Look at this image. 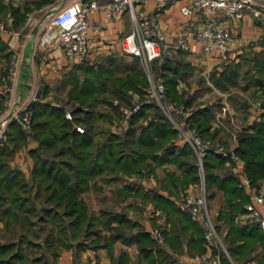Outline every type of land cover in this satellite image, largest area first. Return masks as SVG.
Instances as JSON below:
<instances>
[{"label": "trees", "instance_id": "1", "mask_svg": "<svg viewBox=\"0 0 264 264\" xmlns=\"http://www.w3.org/2000/svg\"><path fill=\"white\" fill-rule=\"evenodd\" d=\"M9 7L13 13L18 10V7L0 0V11ZM133 57L135 62L139 60L138 56ZM227 65L218 74L213 71L211 75L221 88L237 82L238 72ZM118 66V60L85 61L72 65L66 78L71 84L68 94L74 101L70 108L71 118L65 115L64 104L36 100L29 105L32 109L29 124L38 142L29 149L33 160L30 180L22 169L10 163L19 147L27 142V135L18 117L9 121L0 137V203L5 202L6 205L3 212L18 217L21 211L22 219L30 226L33 221L28 217L29 213L36 210L34 197H39L44 190V200L49 205L43 208L46 215L40 217L50 221L56 230L51 228L43 243L46 248H52L49 255H53L55 260L58 255V251L53 249L55 244L67 246L69 238H78L85 223L90 231L84 235L97 233L91 238V247L111 248L116 240L136 244L137 262L140 264H205L182 261L177 256L184 250L189 254L205 250L202 225L179 202L187 187L199 179L197 158L191 145L188 142L177 143L180 137L178 129L154 102L142 103L125 128L115 130L101 125H112L114 116L120 115L121 104H131L130 88L139 93L146 90L148 79L140 65H133L124 73L116 72ZM254 67L256 72L251 81L264 88V54L254 59ZM154 68L156 71L161 68L164 78V103L169 105L176 101L190 105L192 98L180 92L176 84L179 77L184 78L189 73L191 64L182 57L167 58L163 64H155ZM217 106L219 101L199 105L187 115H180L173 109L169 111L177 121L184 119L190 121V125H196L204 138L214 139L220 131L218 126L211 129ZM262 106L254 121L237 131V145L234 147L236 155L244 159L245 173L253 183H259L257 179L264 177V102ZM77 123H83V130L77 128ZM226 158L210 149L203 156L207 191L211 190L209 195L221 190L224 197L217 220H222L227 226L223 235L227 249L235 261L244 264L254 257L252 251L259 245V256L253 264H264V229L255 222H236L237 214L249 201V194L238 185L234 173L229 170L221 173ZM158 166L162 168L163 175L157 178L154 188L148 191L140 182L129 181L118 187V193L122 195L121 200L131 194L139 195L145 201L150 200L153 209H160L168 228L156 221V214L147 217L163 232L171 249L160 244L142 223L146 202L127 204L133 209L134 216L129 215L128 207H101L99 214L88 213L81 193L95 183L98 175L105 172L143 174L154 171ZM34 185L36 191L32 196ZM94 223H100L111 231L101 235L98 230L91 229ZM43 243H37L25 232H21L17 239L0 240V264L43 263L48 257L44 251L33 257L25 251L26 245H37L42 250ZM84 248L83 242L77 241L76 250ZM127 259L128 255L122 249L117 263L122 264ZM224 261L232 264L226 258Z\"/></svg>", "mask_w": 264, "mask_h": 264}, {"label": "crops", "instance_id": "2", "mask_svg": "<svg viewBox=\"0 0 264 264\" xmlns=\"http://www.w3.org/2000/svg\"><path fill=\"white\" fill-rule=\"evenodd\" d=\"M1 1L18 7V10L13 13L9 7L6 11H0V89L3 83H7L8 68L12 56L11 45L13 43L18 47L20 53L17 74L12 80L11 88L7 91L11 95L12 100L9 107L4 102V94L0 90V136L4 135L8 123L12 119L11 117L4 121L3 117L11 110H13V113L16 112L26 97L30 95L33 88H35L32 79L35 78L37 72L41 76L45 74L51 77L60 71L68 72L72 65L76 63L66 60L58 49L48 51L39 44L38 37L42 33L45 24L60 8L76 1L90 0ZM96 1L102 3L107 0ZM192 1L165 0L158 3L155 0H146L145 2L134 3V8L135 10L145 8L147 11L155 13L156 19L161 29L166 33L168 41H174L179 31H187L185 37L190 47L188 49H177L172 57H170H182L191 64V70L184 78H178L176 87L184 94L192 95L197 93L198 100H205L204 96H210V94H207L208 92L216 94V98L211 97L209 101L201 102L194 107V104L186 106L187 114H190L199 105L219 101V106L214 109L211 129L218 125L216 113L223 107H226L228 114L232 112L230 114L231 120L233 115L237 119V114L239 113L229 103V95L234 94L243 108L241 110L243 111L241 118L246 122L244 126H249L263 107L258 105L257 101L264 88H260L251 81V77L256 72L254 59H259L264 54V0H247L251 3L253 9L243 8L239 17L223 14L215 16V19L228 24L232 30V36L227 45V55L224 58L216 50H204L191 34L190 31L201 27L204 20V16L198 14H193L190 17L182 14L181 6ZM90 17L94 21H100L101 27L91 29L88 41L89 54L87 61L89 63H99L108 61L117 62L118 60L120 64L122 58L129 55L121 50L120 39L124 34L132 30L135 24V19L130 8L126 6L118 17L111 20L107 19L105 12L102 10L94 11ZM131 57L134 58L133 55ZM226 64L235 68L238 72L237 82L230 84L227 88H221L214 83L211 75L213 71H216L218 74V71H221ZM190 76H197V81L189 82ZM233 112H237V114H233ZM181 122L188 121L183 119ZM182 142L180 138L177 139V143L181 144ZM23 148L19 152H16L15 163L28 176L30 175L32 162L29 160L28 149L25 151ZM155 172V170L152 171V173ZM140 183L149 191L155 187L156 180L154 181V185H150L149 187L144 181H140ZM145 206L151 207L149 215L156 214V221L163 225L165 224L168 228L164 215L160 214V209H153L150 200H147ZM132 215H134V212L130 216ZM147 215L145 216L146 220L144 219L145 221H142V223L150 230L155 227L151 224ZM122 249L128 255V259L122 264H140L139 262H135L138 252L136 244H126L118 240L113 243L111 248L106 246L98 248L87 247L78 251V253L72 247L64 248L59 254V264H119L117 263V258ZM177 256L182 261L192 262L190 254L185 250L178 253ZM255 260L256 258H252L244 264H253ZM235 262L241 264V261Z\"/></svg>", "mask_w": 264, "mask_h": 264}, {"label": "built area", "instance_id": "3", "mask_svg": "<svg viewBox=\"0 0 264 264\" xmlns=\"http://www.w3.org/2000/svg\"><path fill=\"white\" fill-rule=\"evenodd\" d=\"M145 1L107 0L102 3L96 0L76 1L60 8L51 16L39 35L38 42L45 50L58 49L63 57L70 62H85L88 60V41L91 29L101 27L100 21L91 19V13L102 10L105 12L107 19L111 20L118 17L126 6L130 8L135 24L132 30L121 37L120 47L124 53L136 55L140 58L147 71L149 86L143 92L142 98H139V93L133 92L131 105L123 108L117 127L125 128L130 117L140 108L142 103L154 102L160 106L178 129L179 138L191 145L197 158L199 179L187 187L186 196L179 200L182 207L186 208L191 217L198 221L204 229L205 250L193 252L190 254V259L197 263L227 264L224 261V258H226L232 264H237L227 249L226 242L219 230V222L209 205L203 156L210 149L227 156L235 162L238 185L246 189L249 194V201L245 204V210L241 217L246 221L258 223L262 229H264V181L252 182L251 178L245 173L242 161L234 151L235 146H226L224 142L217 139L204 138L196 125H190L189 121H177L171 115L169 109H174L179 114L186 115L187 108L183 102L172 101L169 105L164 103V78L161 74V68L156 71L154 65L163 64L167 58L172 57L177 49H188L190 47L185 37L187 31H179L174 41H168L166 39L167 35L161 29L155 13L147 11L145 8L135 10L134 3ZM155 1L160 3L165 0ZM243 8L253 9L251 3L247 0H193L191 3L183 4L181 12L186 17L193 14L204 16L202 26L190 32L204 50H216L224 58L227 55V45L232 36V30L228 24L215 19V16L223 14L239 17ZM11 50L12 56L9 68L12 76L17 72L20 50L14 43L11 45ZM263 102L264 91L261 93L257 104L262 106ZM226 114V107L216 113L218 123L223 124L222 118ZM31 115L32 109L25 107L19 118L24 127L29 124ZM66 116L71 118V112L66 111ZM77 128L83 130L80 125H77ZM191 186L197 189L195 194L188 193ZM150 231L162 245L171 249L159 228H151Z\"/></svg>", "mask_w": 264, "mask_h": 264}, {"label": "rangeland", "instance_id": "4", "mask_svg": "<svg viewBox=\"0 0 264 264\" xmlns=\"http://www.w3.org/2000/svg\"><path fill=\"white\" fill-rule=\"evenodd\" d=\"M9 65H10V63H9ZM133 65H135V66L140 65L143 68V70L147 76L146 68L143 65V63L141 62L140 58L137 62H135L134 59L131 57V54L124 56V58H122V61L119 64L116 72L117 73H124L127 69H129V67H131ZM17 69H18V66H17ZM67 73L68 72L60 71L56 75L48 77L45 74H42V76H41L37 72V74L35 75V78L32 79V81H34V85H35L34 87L35 88H33V91L30 93V95H28L26 97V99L20 105L18 110L12 114V118L16 117V115L18 118H20V115L22 114L24 108L25 107L30 108L29 105L36 100L51 101L55 104H64L66 106L65 115H66V111L71 112L70 108L74 104V101L71 100V97L68 94V90H69V87L71 86V84H70V81L69 82H68V80L66 81V78L68 77ZM16 74H17V72H16ZM16 74L11 76L10 75V68H8V75H7V79H6L7 83L6 84L3 83V85L0 89L1 92L4 94L3 95L4 102L6 103L7 107H9V104L12 102L11 95L8 94L7 91L11 88L12 80L15 78ZM147 79H148V77H147ZM190 81L191 82L197 81V76L196 77L190 76L189 82ZM148 86H149V80L147 82L145 89H147ZM128 91L131 92V94H132L131 95L132 100H133V92L139 93L137 90H133L132 88H130ZM139 94H140L139 98H142L143 93H139ZM207 94L208 95L210 94V96H207V95L204 96L205 100H201V99L198 100L197 99V93L192 94V95H190V94H184V95L192 98L191 105L194 104L193 105V107H194L201 102L209 101L211 99V97L216 98L215 93H209L208 92ZM229 100H228L229 103L232 104L234 106V109L239 113V114H237V112H235L238 115V117H237V119H235V115H233L232 116L233 122H232L231 117H230V114H232V112H231L229 114L227 113L222 118L223 124L218 123V121L216 120L218 123V125H216V126L220 127V131L218 132L217 137H215L214 139H217L219 141L224 142V144L226 146H236L237 145L236 133H237V131L242 129V127H245L244 125L246 124V122H245V120H243L241 118L243 116V111H241L243 108H242V105L240 104L239 100L235 97L234 94L229 95ZM115 101L118 102L119 100L115 99ZM122 103H124V102H122ZM129 105H131V104H123V105L121 104L122 109H121L120 115L114 116L112 125L105 124V123H101V125L114 128L115 130H120L121 128L117 127V125H118L117 122L119 121V118L122 115L123 108H125L126 106H129ZM102 106L104 107V105H102ZM235 113L233 112V114H235ZM229 118H230V120H229ZM77 125H80L82 128H84L83 123L82 124L77 123ZM21 127L24 130V132H26L27 142L25 144L21 145L17 151L19 152V150L23 147H24L23 149H25V151H27V149L29 151V149L33 146H36L38 144V142L33 137V130L31 128L30 124H28L26 127H24L21 123ZM2 136H0V137H2ZM28 155H29L30 162H32L31 163V166H32L33 160H32V157H31L29 152H28ZM58 157H61V156H57V158ZM62 157H64V156H62ZM238 158L242 161V164L244 166V164H245L244 159H242L239 156H238ZM15 162H16V159H15V155H14L13 158L10 160V163L12 165L17 166L18 164H16ZM228 170L237 176V173L235 170V162L232 159L227 157L225 159V162H224V167L222 168V170L220 169V171L222 173V172L228 171ZM155 171H156L155 173L147 171L143 174L132 173L130 175H126V174L122 175V174H115L113 172H105L101 175H98L94 180L95 183L94 184L91 183L90 188L81 193L82 197L84 198V201L86 202V205H87L86 207H87L88 213L99 214L101 207H109V208H116V209H123L124 207L125 208L128 207L127 212L130 215L133 214V209L131 207L127 206L128 203L132 202L133 200L136 203L147 202V201H145L142 197H139V195H135V194L125 196L121 200L120 198L122 195L120 196V194L118 193V187H121L124 183H127L129 181L130 182H136V183L140 182V181H144L148 187L150 185H154V181L156 180V182H157V178L161 177L163 175V171H162V168L160 166L156 167ZM29 176L30 175L26 176L27 180H30ZM257 181H264V177L257 179ZM194 183H191V184H194ZM35 191H36V185H34L31 189V195L32 196L34 195ZM210 191L211 190H208L209 205H210V208H211L214 216L217 219V213L223 205L224 197H223L221 190H215L213 195H209ZM196 192H197V189L193 188L192 186H191L190 191L188 190V193H190V194H195ZM41 193L42 194L39 197H34V203L36 206V210L32 213H29L28 217H30V219L33 221V224H31L30 226L26 221L24 222V219H22L21 211L19 212L18 217L10 215V214L9 215L5 214L3 212V209L6 206L5 202L0 203V240L17 239L18 235L21 232H25L28 235V237H30L31 239H33L37 243H41V242L43 243V238L46 235V233H48V231L51 228L54 231L56 230L55 226L50 221L43 220L40 217V216L46 215L43 208H44V206L49 205V202L44 200L45 199L44 198V194H45L44 190ZM183 196H186V193ZM183 196H180L179 200L182 199ZM244 207H245V205H244ZM244 210H245V208H244ZM244 210L240 211L235 218L236 222L239 224L251 223V222L246 221L244 218L241 217ZM149 211H151V207L145 206V204H144L143 215L144 216H146L147 214L149 215V213H150ZM132 216H134V215H132ZM144 219H145V217H143L141 220L145 221L146 219L145 220ZM218 222H219V230H220L221 234L224 235V233L226 232L227 226L225 225V223L222 220H218ZM92 228L98 230L101 233V235L111 231V229H109L108 227H105V226L102 227V225L100 223H94L91 226V229ZM86 231H88V228H87L86 224L84 223L83 228L81 229V231L79 233L80 235L78 236V238H69L68 242H67V246H64L63 244H60V243L55 244L53 249H56L58 251V255L56 257V260H55V257H53V255H49L51 253L50 250L52 248H49V247L46 248L44 245L45 243H43L44 247L42 250L37 245H31L30 247H28L26 245L25 251L27 252V254H29V256H32V257L34 255L40 254L41 252L44 251L45 254H48V257H45L46 260H44V262L40 263V264H50L51 261H53L54 263L57 262L59 264V254L62 251V249L72 247L78 253V251L76 250L77 241H81V243L83 242V244L85 245V248H87V247L98 248V247H93V246L91 247V245H92L91 238L95 237L97 235V233H90V234L87 233V235H84V233ZM151 235H152V233H151ZM154 238L157 239L156 237H154ZM223 239H224V237H223ZM118 241H120V240H118ZM157 241L159 242L158 239H157ZM90 243H91V245H90ZM259 251H260V246L258 245L252 251L254 254L253 258H257L259 256V253H258ZM135 262H137L136 258H135Z\"/></svg>", "mask_w": 264, "mask_h": 264}, {"label": "water", "instance_id": "5", "mask_svg": "<svg viewBox=\"0 0 264 264\" xmlns=\"http://www.w3.org/2000/svg\"><path fill=\"white\" fill-rule=\"evenodd\" d=\"M12 114H13V110H11L9 113H7V114L3 117L4 121H6L8 118H11V117H12Z\"/></svg>", "mask_w": 264, "mask_h": 264}]
</instances>
